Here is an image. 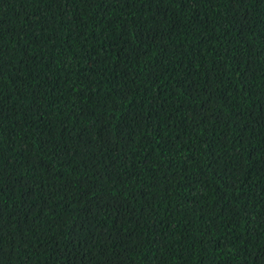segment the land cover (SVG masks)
<instances>
[{
  "label": "trees",
  "instance_id": "trees-1",
  "mask_svg": "<svg viewBox=\"0 0 264 264\" xmlns=\"http://www.w3.org/2000/svg\"><path fill=\"white\" fill-rule=\"evenodd\" d=\"M0 264H264V0H0Z\"/></svg>",
  "mask_w": 264,
  "mask_h": 264
}]
</instances>
